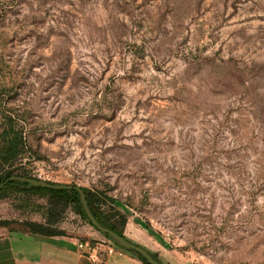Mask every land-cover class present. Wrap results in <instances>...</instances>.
Instances as JSON below:
<instances>
[{
    "label": "rangeland",
    "instance_id": "374dc122",
    "mask_svg": "<svg viewBox=\"0 0 264 264\" xmlns=\"http://www.w3.org/2000/svg\"><path fill=\"white\" fill-rule=\"evenodd\" d=\"M10 129L28 180L96 194L164 264H264V0H0ZM0 221L103 237L46 194Z\"/></svg>",
    "mask_w": 264,
    "mask_h": 264
},
{
    "label": "crops",
    "instance_id": "0c3cea01",
    "mask_svg": "<svg viewBox=\"0 0 264 264\" xmlns=\"http://www.w3.org/2000/svg\"><path fill=\"white\" fill-rule=\"evenodd\" d=\"M126 225V233L129 234L134 225ZM132 234L144 236L137 229ZM98 241L92 245L94 249L89 257L86 252L78 250L80 241L76 236H42L0 226V264H142L112 241L114 252L108 254L110 243L104 236Z\"/></svg>",
    "mask_w": 264,
    "mask_h": 264
},
{
    "label": "trees",
    "instance_id": "16d2710c",
    "mask_svg": "<svg viewBox=\"0 0 264 264\" xmlns=\"http://www.w3.org/2000/svg\"><path fill=\"white\" fill-rule=\"evenodd\" d=\"M11 128V127H10ZM5 136L7 140L0 147V200L7 196L8 191H14L19 193H27L34 195H49L53 200L55 199L59 203H63L65 206H72L75 212L81 217L87 219L84 212L83 206L80 203L79 192L76 189L71 190H53L45 189L42 187L32 186L27 182H20L17 179H30L29 176L20 168L19 163L23 156V141L16 135L13 129L5 131ZM38 181V180H36ZM48 183V182H47ZM53 184V183H49ZM76 188V187H73ZM84 193L85 200L89 211L95 220L103 227L108 228L120 237H123V233L118 231L115 226H112L108 221L102 216L100 212V202L96 194L89 193L83 188H78ZM108 200L114 204V201L110 198ZM127 221L122 219L120 226L123 228ZM11 222L0 221V226L9 227ZM28 232L30 234H37L42 236H61V233L51 229V225L38 224L29 222L25 224ZM103 235V234H102ZM109 241L113 240L107 236L103 235ZM131 253V252H130ZM150 253V252H149ZM142 264H148L147 261L138 254H133ZM159 263L163 264L154 254L150 253Z\"/></svg>",
    "mask_w": 264,
    "mask_h": 264
},
{
    "label": "water",
    "instance_id": "95a60500",
    "mask_svg": "<svg viewBox=\"0 0 264 264\" xmlns=\"http://www.w3.org/2000/svg\"><path fill=\"white\" fill-rule=\"evenodd\" d=\"M20 182H27L32 186H37V187H42L45 189H53V190H71V189H76L79 192V198H80V203L83 206L84 212L89 220V222L92 224V226L101 234L109 236L112 240L113 243L128 251L133 254H138L142 256L148 264H161L159 263L158 260H156L147 250L143 249L142 247L132 243L131 241L127 240L124 237H120L117 234H115L113 231L109 230L108 228H105L101 226L95 218L92 216L91 212L88 209L84 193L81 192L78 188H73L71 186H66V185H56V184H49L47 182H42V181H32L28 179H17Z\"/></svg>",
    "mask_w": 264,
    "mask_h": 264
},
{
    "label": "built area",
    "instance_id": "2783aa9c",
    "mask_svg": "<svg viewBox=\"0 0 264 264\" xmlns=\"http://www.w3.org/2000/svg\"><path fill=\"white\" fill-rule=\"evenodd\" d=\"M109 243L110 241H108V244ZM77 247L79 251L86 252L88 256L91 257L94 248L88 242L85 243L79 242ZM113 252H114L113 244L110 243V245L107 247V253L112 254Z\"/></svg>",
    "mask_w": 264,
    "mask_h": 264
}]
</instances>
